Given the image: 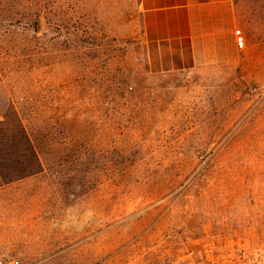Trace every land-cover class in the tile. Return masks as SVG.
<instances>
[{
  "label": "rangeland",
  "instance_id": "1",
  "mask_svg": "<svg viewBox=\"0 0 264 264\" xmlns=\"http://www.w3.org/2000/svg\"><path fill=\"white\" fill-rule=\"evenodd\" d=\"M135 2L0 0V264H264V0L193 68Z\"/></svg>",
  "mask_w": 264,
  "mask_h": 264
},
{
  "label": "crops",
  "instance_id": "2",
  "mask_svg": "<svg viewBox=\"0 0 264 264\" xmlns=\"http://www.w3.org/2000/svg\"><path fill=\"white\" fill-rule=\"evenodd\" d=\"M135 10L148 46L183 67L225 63L236 55V0H136Z\"/></svg>",
  "mask_w": 264,
  "mask_h": 264
},
{
  "label": "built area",
  "instance_id": "3",
  "mask_svg": "<svg viewBox=\"0 0 264 264\" xmlns=\"http://www.w3.org/2000/svg\"><path fill=\"white\" fill-rule=\"evenodd\" d=\"M238 44L239 46L243 47L244 41L242 37L238 38ZM192 256H193V253H189V255H186L184 258H180L178 260L170 261L164 264H222L220 261H208V262L195 263L191 259ZM15 264H18V263H15Z\"/></svg>",
  "mask_w": 264,
  "mask_h": 264
}]
</instances>
